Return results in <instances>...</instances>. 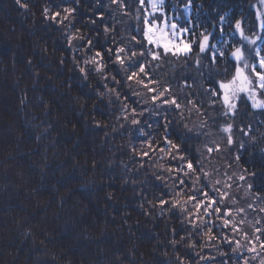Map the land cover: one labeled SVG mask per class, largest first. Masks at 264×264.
<instances>
[{
	"label": "trees",
	"instance_id": "16d2710c",
	"mask_svg": "<svg viewBox=\"0 0 264 264\" xmlns=\"http://www.w3.org/2000/svg\"><path fill=\"white\" fill-rule=\"evenodd\" d=\"M256 4L193 0L192 15L199 11L201 21L214 20L217 12L251 18ZM65 6L76 5L73 0H0V264H177V257L184 264H236L216 248H201L199 236L180 241L189 236L190 225L170 210L162 212L157 198L167 186L156 179L157 166L132 151L140 147L142 134L129 131L135 126L116 119L117 105L98 95L105 91L99 76L84 80L79 72L84 50L70 49L66 35L79 30L92 38V52L109 47L103 27L114 23L115 6L110 0H80L71 24L42 15L44 7ZM126 25L117 24V39L127 35ZM176 73L179 82L187 74L167 68L163 75ZM192 122L199 120L193 116ZM243 125H251L250 135L234 134L248 146L241 153L244 166L258 168L264 163L259 151L264 111H249ZM250 137L260 141L257 148ZM208 139L219 140L220 134L214 131L202 142ZM227 162L213 163L226 167ZM193 240L197 247H188ZM197 253L216 259L200 261ZM260 259L264 254L252 264Z\"/></svg>",
	"mask_w": 264,
	"mask_h": 264
},
{
	"label": "snow or ice",
	"instance_id": "6c2138e0",
	"mask_svg": "<svg viewBox=\"0 0 264 264\" xmlns=\"http://www.w3.org/2000/svg\"><path fill=\"white\" fill-rule=\"evenodd\" d=\"M79 3L73 0L76 6L57 11L44 7L42 15L71 24ZM110 5L115 6L114 23L103 27L109 47L92 52L93 39L79 30L65 37L74 52L84 50L79 57L82 78L99 76L105 91L98 95L117 105L116 119L135 126L129 131L142 134L140 147L132 151L140 161L156 165V179L167 186L157 198L162 212L170 210L190 225L189 236L180 241L199 236L204 241L201 248H216L218 255L235 258L236 264H252L264 254V163L244 166L241 153L248 146L235 138L234 130L250 135L251 125H243V120L249 111H264V0L251 5V18L217 12L208 21L200 20L199 11L193 17V0H110ZM125 21L127 35L117 39V24ZM167 68L187 74L179 82V73L163 75ZM214 131L219 140L202 142ZM250 139L251 147L257 148L260 141ZM193 141L201 147L193 149ZM259 151L264 156V147ZM224 158L226 167L213 163ZM198 244L193 240L188 247ZM224 246L228 251L221 250ZM197 255L200 261L216 259ZM177 264H184L180 257Z\"/></svg>",
	"mask_w": 264,
	"mask_h": 264
}]
</instances>
